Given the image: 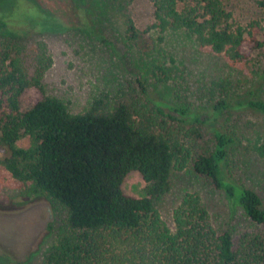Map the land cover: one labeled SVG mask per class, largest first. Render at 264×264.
Listing matches in <instances>:
<instances>
[{
  "label": "trees",
  "instance_id": "trees-1",
  "mask_svg": "<svg viewBox=\"0 0 264 264\" xmlns=\"http://www.w3.org/2000/svg\"><path fill=\"white\" fill-rule=\"evenodd\" d=\"M77 1L82 0H71ZM83 1L89 4L85 15L90 20L117 3ZM150 1L152 24L140 32L127 21L125 35L140 54L143 74L160 83L182 80L176 67L166 65L172 58L159 55L165 33L181 32L230 64L247 61L251 51L264 54L259 21L231 28L230 13L221 0ZM12 2L14 9L0 0V166L13 180L29 184L65 211L63 226L42 252L41 264H264V209L258 195L220 177L234 140L213 130L210 148L191 157L183 143L134 126L125 100L108 106L94 100L83 112L68 113L60 101L43 96L40 80L49 57L36 53L29 76L19 56L30 38L42 35L48 26H59V21L33 0ZM255 5L264 17V0H255ZM148 32L155 37L147 38ZM28 88L42 97L22 108L20 97ZM223 92L211 100L212 117L229 108ZM249 94L231 109L246 106L264 114V101ZM184 136L196 139L199 134L188 129ZM23 138L28 146L16 147ZM253 152L264 163V138L253 143ZM188 164L193 174L235 201L261 230L240 235L234 244L229 232L213 227L196 193L181 196L171 214L173 230L168 229L155 206L169 192L172 172ZM129 172H137L145 183L144 197L122 194L120 184Z\"/></svg>",
  "mask_w": 264,
  "mask_h": 264
},
{
  "label": "rangeland",
  "instance_id": "rangeland-1",
  "mask_svg": "<svg viewBox=\"0 0 264 264\" xmlns=\"http://www.w3.org/2000/svg\"><path fill=\"white\" fill-rule=\"evenodd\" d=\"M33 1L59 21V26H48L42 35L30 38L29 47L19 53L29 76L33 74L36 53L43 51L49 57L50 65L40 80L43 96L60 101L70 114L83 112L94 100L104 106L116 99L125 100L134 126L183 143L189 147L191 157L210 148L213 130L225 133L234 143L220 177L253 190L264 209V163L253 152V143L264 138V114L246 106L231 109L249 93L264 101L263 53L251 51L247 61L230 64L221 55L198 47L181 32L165 33L159 55L172 58V64L166 65L176 67L174 72L182 80L160 83L143 74L140 54L125 35L127 21L140 32L152 24L150 0H115L114 8L94 16V20L85 15V8L90 7L83 0ZM221 2L230 13L231 28L259 21L264 31V17L255 0ZM6 4L16 8L12 0H6ZM148 33L147 38L155 37H148ZM223 91L229 108L212 117L211 104ZM41 97L35 88H28L20 97V106L29 107ZM188 129L196 130L199 137L184 136ZM15 146L26 148L27 138ZM144 187L137 172L126 174L120 184L122 194L133 198L144 197ZM185 193L200 196L213 227L218 232H229L234 244L240 235L261 230L235 201L193 174L188 164L172 172L170 190L155 206L160 220L171 231L172 210ZM64 219L60 205L29 184L13 180L0 166V264H41L42 252L54 242Z\"/></svg>",
  "mask_w": 264,
  "mask_h": 264
}]
</instances>
